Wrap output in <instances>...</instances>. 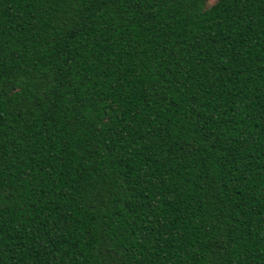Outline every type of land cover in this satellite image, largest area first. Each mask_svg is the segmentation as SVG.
Returning a JSON list of instances; mask_svg holds the SVG:
<instances>
[{"label":"trees","instance_id":"1","mask_svg":"<svg viewBox=\"0 0 264 264\" xmlns=\"http://www.w3.org/2000/svg\"><path fill=\"white\" fill-rule=\"evenodd\" d=\"M0 264H264V0H0Z\"/></svg>","mask_w":264,"mask_h":264}]
</instances>
